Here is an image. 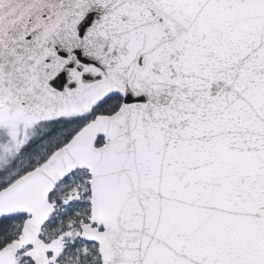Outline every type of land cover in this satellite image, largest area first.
<instances>
[{"label": "snow or ice", "instance_id": "snow-or-ice-1", "mask_svg": "<svg viewBox=\"0 0 264 264\" xmlns=\"http://www.w3.org/2000/svg\"><path fill=\"white\" fill-rule=\"evenodd\" d=\"M0 264H264V0H0Z\"/></svg>", "mask_w": 264, "mask_h": 264}]
</instances>
